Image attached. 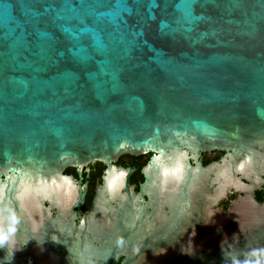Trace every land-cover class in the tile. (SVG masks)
<instances>
[{"label":"water","instance_id":"water-1","mask_svg":"<svg viewBox=\"0 0 264 264\" xmlns=\"http://www.w3.org/2000/svg\"><path fill=\"white\" fill-rule=\"evenodd\" d=\"M126 155L181 201L262 177L264 0H0V209L97 162L99 210Z\"/></svg>","mask_w":264,"mask_h":264},{"label":"flooded vegetation","instance_id":"flooded-vegetation-1","mask_svg":"<svg viewBox=\"0 0 264 264\" xmlns=\"http://www.w3.org/2000/svg\"><path fill=\"white\" fill-rule=\"evenodd\" d=\"M223 156L206 152L199 162L207 167ZM149 158L118 157L112 164L120 174L117 188L104 194L96 211V191L107 177V168L97 162L80 174L67 168L64 184L52 181L12 200L15 209H0V234L6 235L0 264H237V253L248 264H264V173L245 181V192L237 187L209 201L200 202L198 195L181 201L166 187L140 192ZM200 210L211 228L200 225ZM232 211L229 220H220ZM242 214L245 224L237 216ZM242 239L244 251L229 248Z\"/></svg>","mask_w":264,"mask_h":264},{"label":"clouds","instance_id":"clouds-1","mask_svg":"<svg viewBox=\"0 0 264 264\" xmlns=\"http://www.w3.org/2000/svg\"><path fill=\"white\" fill-rule=\"evenodd\" d=\"M5 239H6V235L0 234V244H2Z\"/></svg>","mask_w":264,"mask_h":264}]
</instances>
